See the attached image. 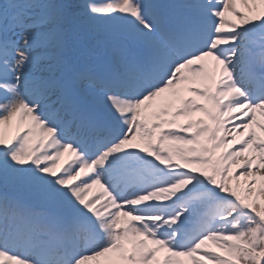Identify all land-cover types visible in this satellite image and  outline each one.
<instances>
[{
  "label": "snow or ice",
  "instance_id": "1",
  "mask_svg": "<svg viewBox=\"0 0 264 264\" xmlns=\"http://www.w3.org/2000/svg\"><path fill=\"white\" fill-rule=\"evenodd\" d=\"M0 177V264H264V0H0Z\"/></svg>",
  "mask_w": 264,
  "mask_h": 264
},
{
  "label": "trees",
  "instance_id": "2",
  "mask_svg": "<svg viewBox=\"0 0 264 264\" xmlns=\"http://www.w3.org/2000/svg\"><path fill=\"white\" fill-rule=\"evenodd\" d=\"M76 2H78V0H76ZM5 190L17 196L21 194L25 200L30 199L27 189L20 181L10 180L6 185L4 179L0 177V193H3Z\"/></svg>",
  "mask_w": 264,
  "mask_h": 264
}]
</instances>
